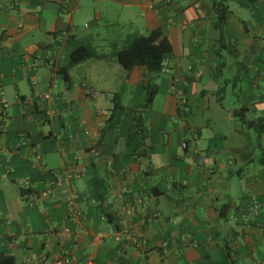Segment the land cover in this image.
Masks as SVG:
<instances>
[{
    "label": "crops",
    "instance_id": "1",
    "mask_svg": "<svg viewBox=\"0 0 264 264\" xmlns=\"http://www.w3.org/2000/svg\"><path fill=\"white\" fill-rule=\"evenodd\" d=\"M227 3L218 27L213 0H0V253L13 264H264V128L247 124L264 117V0ZM157 27L168 71L138 66L126 79L116 50ZM82 44L106 57L66 78ZM149 80L159 91L135 155L127 136Z\"/></svg>",
    "mask_w": 264,
    "mask_h": 264
},
{
    "label": "trees",
    "instance_id": "2",
    "mask_svg": "<svg viewBox=\"0 0 264 264\" xmlns=\"http://www.w3.org/2000/svg\"><path fill=\"white\" fill-rule=\"evenodd\" d=\"M228 1L229 0H213L214 9L217 14L216 25L218 27L223 26L230 13ZM171 50V41L164 35L163 29L157 27L146 35L132 37L126 45L116 50L115 57L118 63L125 69L126 79H129L133 69L138 66H145L149 75L159 74L163 68L164 58ZM105 57V54L98 53L93 46L82 44L70 53L68 64L66 67L61 68L60 71L68 78L70 68L89 58L102 59ZM143 88L145 89V99L141 105L133 108L134 123L127 136V143L132 148L135 155L146 154L144 149H142L147 138L144 111L153 103L159 91V86L154 80L147 81V83L143 84ZM113 100L114 106L109 119L119 122L125 110V106L122 104L120 94L115 95ZM240 118L247 122L244 113H241ZM247 124L249 126H255L259 131H262L264 128V117L258 122L248 121ZM0 264H13V258L4 253H0ZM232 264H237L233 257Z\"/></svg>",
    "mask_w": 264,
    "mask_h": 264
},
{
    "label": "built area",
    "instance_id": "3",
    "mask_svg": "<svg viewBox=\"0 0 264 264\" xmlns=\"http://www.w3.org/2000/svg\"><path fill=\"white\" fill-rule=\"evenodd\" d=\"M167 71H168L167 66L163 62L162 72H167ZM172 89L175 90V87H172ZM91 95L92 96H95L96 95V91H91ZM46 97H49V96L46 95ZM1 102L3 103V105L5 107L8 106V103H7V101L5 99H2ZM181 103L183 105H185V111H187L188 110V107L186 105L187 104L186 97H181ZM101 113L104 114V115L105 114L108 115V113H107L106 110H101ZM69 205H70V213H71V216L79 215L78 211L74 209V202H73L72 199L69 200ZM252 210H254L255 212H257L259 210V205L257 203L253 204ZM55 235L62 237V236H68L69 233H67V231H64V232H58V231H56L55 232ZM71 262H72V258L70 256H64L63 258H61V259H59L57 261V264H70Z\"/></svg>",
    "mask_w": 264,
    "mask_h": 264
},
{
    "label": "rangeland",
    "instance_id": "4",
    "mask_svg": "<svg viewBox=\"0 0 264 264\" xmlns=\"http://www.w3.org/2000/svg\"><path fill=\"white\" fill-rule=\"evenodd\" d=\"M224 102V101H223Z\"/></svg>",
    "mask_w": 264,
    "mask_h": 264
}]
</instances>
